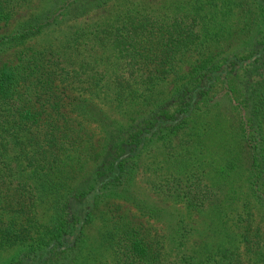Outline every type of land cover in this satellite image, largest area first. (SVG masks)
<instances>
[{
    "label": "trees",
    "instance_id": "16d2710c",
    "mask_svg": "<svg viewBox=\"0 0 264 264\" xmlns=\"http://www.w3.org/2000/svg\"><path fill=\"white\" fill-rule=\"evenodd\" d=\"M30 1L0 0V23ZM112 1L55 0L0 34V52L19 54L17 65L0 63V252L15 251L5 264H194L183 251L166 261L164 242L121 212L122 202L150 217L163 211L133 184L155 145L168 149L156 190L191 211L216 209L224 240L201 263L264 264V225L253 227L250 200L230 218L233 153L211 184L204 167L207 135L233 130L246 151L245 196L264 215V0L120 8L57 50L25 45ZM83 36L89 60L77 51ZM224 99L230 124L213 111ZM68 113L96 124L101 144L85 141ZM97 219V247L85 251ZM169 231L182 248L194 228L174 212Z\"/></svg>",
    "mask_w": 264,
    "mask_h": 264
},
{
    "label": "rangeland",
    "instance_id": "374dc122",
    "mask_svg": "<svg viewBox=\"0 0 264 264\" xmlns=\"http://www.w3.org/2000/svg\"><path fill=\"white\" fill-rule=\"evenodd\" d=\"M55 0H32L28 3H23L15 9L13 17L8 23H0V34L9 32L15 24L24 18L37 14L54 4ZM180 0H113L108 5L96 8L89 13L82 15L76 19H72L53 27L38 37L25 43L27 46H31L33 49H47L48 47L57 50L60 47L67 45L69 36L72 35L74 30L86 28L87 25L98 21L101 17L109 16L111 13L119 10L120 8L132 7L137 11L142 12H163L168 7H174ZM162 10V11H161ZM83 32V31H81ZM87 37L83 36L79 38V44L77 51L81 56L87 59L86 46L83 41H86ZM239 41L232 42L229 46H225L219 49H231L235 50L240 46ZM76 49V48H75ZM18 48H12L6 52H0V63H10L17 65L19 63ZM68 51L70 49L68 48ZM80 57L77 55V58ZM89 60V59H87ZM76 64V63H75ZM187 65V64H184ZM103 107L108 110V105L102 104ZM219 113L220 121H225L226 124H230L228 118L227 101L224 99L213 110ZM109 112V110H108ZM71 125L74 129L84 135L85 141L94 142L96 146L102 142V133L98 126L94 123L84 121L81 117H77L75 113H68ZM111 114V113H110ZM212 116V114L210 115ZM211 118V117H209ZM77 132V133H78ZM233 130L227 134L226 138L222 137V134L207 135L205 139V159L204 164L207 174L205 176L206 182L209 184L217 180L218 175L215 174L214 169L217 165L223 163V157H227L230 153H233V161L237 167L230 176V184L234 187V200L233 211L230 218L236 216L237 211L242 209L243 200L248 198L250 200L249 210L253 213V227L264 225V215L262 209H260L255 201L251 197L245 196L247 190L243 186L244 177L247 173V164L245 160L246 151L243 147L234 142L231 138ZM181 137V136H180ZM184 137V136H183ZM228 139L226 143L225 140ZM179 142V139L175 140L174 144ZM226 143V144H225ZM230 149V150H229ZM168 149L162 145H155L151 151H146L143 155L140 167L137 169V174L134 178L135 189L150 203L160 206L163 211L158 217H150L145 215L137 207L129 203H121V212H123L128 219L143 224L152 235H156L164 242V252L166 261H179L182 255V251L185 254L192 256L194 264H203L201 261L205 258V251H215L218 246L224 240V234L218 226V217H216V209L208 208L203 212H195L187 209L182 200L171 197H163L156 187L167 175L165 169L161 166L165 163V153ZM154 162L158 167L157 170H147L146 165ZM154 166V164H151ZM207 165V166H206ZM158 188V187H157ZM174 212H179L185 218V220L191 224L194 231L190 234L186 246H178L177 243L171 238V232L169 231L171 219ZM90 228V237L88 238L86 247L83 249L87 251L89 247L96 246V237H98V231L103 227L102 221L97 219ZM184 249V250H183ZM99 251V250H98ZM14 250L0 252V264L5 262L14 254ZM182 258V257H181ZM215 264V263H213ZM220 264V263H219Z\"/></svg>",
    "mask_w": 264,
    "mask_h": 264
}]
</instances>
